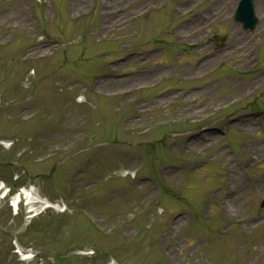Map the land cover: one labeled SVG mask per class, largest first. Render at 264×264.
Here are the masks:
<instances>
[{
    "label": "rangeland",
    "instance_id": "rangeland-1",
    "mask_svg": "<svg viewBox=\"0 0 264 264\" xmlns=\"http://www.w3.org/2000/svg\"><path fill=\"white\" fill-rule=\"evenodd\" d=\"M134 1L0 0V140H13L9 150L0 147V183L11 192L33 185L42 197L70 209L47 210L27 221L23 208L14 213L8 198L0 197V264H264V188L254 183L264 180V120L254 115L264 114V47L248 73L233 53L208 78L184 80L180 73L199 76L217 64L213 57L226 46L227 52L240 51L243 37L230 44L231 37L213 27L195 42L206 51L194 49L168 62L165 55L187 53L174 43L173 32L188 20L180 14L205 9L198 7L204 1L206 9L196 16L213 19L205 15L211 1L165 6L151 0L154 8L133 22L145 9L138 4L150 0ZM101 2L116 12L105 18ZM159 48L164 52L155 62L143 59L144 51ZM131 52L130 60L114 67ZM204 54L214 61L192 73L194 59ZM156 62L178 66L174 79L161 81L165 67H154ZM144 73L148 78L140 79ZM237 77L245 81L231 79ZM257 77L261 85L254 87L248 80ZM155 81L156 88L130 90ZM201 85L212 87L186 104V90ZM169 92L176 98H155ZM77 96L84 102L77 103ZM234 116L254 117L238 128ZM200 128L213 136L224 129V135L199 149L194 135L182 152L180 143ZM223 147L236 157L215 155ZM48 154L55 155L40 163ZM208 156L206 166L189 170ZM229 164L238 170L239 187L226 200ZM125 172H136L135 180ZM144 179L150 182L138 185ZM257 215L262 217L242 230ZM16 241L38 257L22 261Z\"/></svg>",
    "mask_w": 264,
    "mask_h": 264
},
{
    "label": "bare ground",
    "instance_id": "bare-ground-1",
    "mask_svg": "<svg viewBox=\"0 0 264 264\" xmlns=\"http://www.w3.org/2000/svg\"><path fill=\"white\" fill-rule=\"evenodd\" d=\"M227 3H229V2L227 1ZM258 6H259V13L262 15V20H264V0H259ZM73 7L75 10H79L80 4H74ZM109 7L110 6H108L106 4V2H101V9H102V12H103V15L105 16V18H106V15H111V14L116 12V10L109 9ZM109 19H110V16L107 18V22L110 21ZM111 23L113 24V22H111ZM103 26L106 28L109 27V26H106L105 24H103ZM232 31H233V34H236V32L238 31V27L233 26ZM187 33L190 34L191 30H188ZM236 40H237V38H236ZM244 41H245V39L243 40V42ZM250 53H251L250 48L249 47L247 48V46H245L243 51H241V58L248 65V67H250V65H251ZM257 83H259V82H257V81L251 82L252 85H255ZM208 90H211V87H209V89H206L203 93L208 92ZM245 91H248V89L246 88ZM198 96H199L198 93H194V95H192V96L190 95L189 98H187V99L193 100V99H196ZM82 101L83 100L79 99V102H82ZM194 144H197V145H195V149L205 147V145H206L205 138L202 137V138L198 139L197 142ZM229 172H230V175L233 177L232 182H231V189L235 188V187H239L238 186V179H236L234 177V174L236 173V169L234 167L229 166ZM258 184L259 185H257V186L264 188V180H260V182H258ZM261 185H263V186H261ZM231 189L229 190V192H231ZM22 199H24L25 204H26V208H27L26 213L31 215V216H28L27 218H31L33 216H36L47 208H53L56 211H60L57 206L49 203L45 199H42L38 193V190L34 187H30L29 189L22 190L19 194H16L15 196L12 197L11 202L13 205H16V204L18 205V203ZM230 199H232V197H230ZM225 208L227 210L228 205H225ZM249 227H250V222L249 221L245 222L244 223V230L249 228ZM261 250H264V249H261ZM257 251H258V249H257ZM19 252H20V250H19ZM27 257L28 256H24V259Z\"/></svg>",
    "mask_w": 264,
    "mask_h": 264
}]
</instances>
